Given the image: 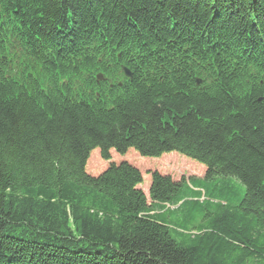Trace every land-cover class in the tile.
Masks as SVG:
<instances>
[{
	"label": "trees",
	"instance_id": "16d2710c",
	"mask_svg": "<svg viewBox=\"0 0 264 264\" xmlns=\"http://www.w3.org/2000/svg\"><path fill=\"white\" fill-rule=\"evenodd\" d=\"M0 264H264V0H0Z\"/></svg>",
	"mask_w": 264,
	"mask_h": 264
},
{
	"label": "rangeland",
	"instance_id": "374dc122",
	"mask_svg": "<svg viewBox=\"0 0 264 264\" xmlns=\"http://www.w3.org/2000/svg\"><path fill=\"white\" fill-rule=\"evenodd\" d=\"M181 157V156H179ZM190 163H194L196 166H203L192 162L184 157H181ZM128 161L133 166L137 167L143 177V184L139 187L145 195L148 193V185L150 184V173L153 171H157L163 175H170L175 179H179L184 176V178L189 177H197L202 176V170H197L189 167L188 164H184L180 161V158L177 159L176 156H166L160 158L158 160H146L141 159L138 155L132 151H129L127 155L122 158V160ZM114 161H120L121 158L114 156ZM104 165L101 163V160L98 156H96L93 160V163L90 164L91 167H98V165ZM244 186L235 181L231 185V189L229 191L230 196H228V202L231 205H236L242 195L244 194ZM188 198L186 200H192V194H188ZM190 201L188 203L181 206L179 209L175 206H170L167 208L169 210H165V220L168 224L169 236L174 240L178 245L187 246L189 245V240L191 238L190 232H194L201 227L207 226L209 222V218L205 216L202 219L201 210L192 204ZM177 209L175 212H172L174 209Z\"/></svg>",
	"mask_w": 264,
	"mask_h": 264
},
{
	"label": "crops",
	"instance_id": "0c3cea01",
	"mask_svg": "<svg viewBox=\"0 0 264 264\" xmlns=\"http://www.w3.org/2000/svg\"><path fill=\"white\" fill-rule=\"evenodd\" d=\"M203 177V175L202 176H197V177H193V178H195V179H201ZM187 187H192V186H190V185H188ZM193 187H198L197 185H194L193 184ZM190 191V190H189ZM191 192L192 193H198L199 192V189H197V188H193L192 190H191ZM157 213V212H156ZM150 214H153V212H151Z\"/></svg>",
	"mask_w": 264,
	"mask_h": 264
},
{
	"label": "water",
	"instance_id": "95a60500",
	"mask_svg": "<svg viewBox=\"0 0 264 264\" xmlns=\"http://www.w3.org/2000/svg\"><path fill=\"white\" fill-rule=\"evenodd\" d=\"M123 71H124L125 75H127L128 77L130 76V73L125 68H123ZM99 80H102V78L99 77Z\"/></svg>",
	"mask_w": 264,
	"mask_h": 264
},
{
	"label": "bare ground",
	"instance_id": "6f19581e",
	"mask_svg": "<svg viewBox=\"0 0 264 264\" xmlns=\"http://www.w3.org/2000/svg\"><path fill=\"white\" fill-rule=\"evenodd\" d=\"M193 167H196V165H193ZM189 178H193V177H189ZM189 178H184L186 181H188Z\"/></svg>",
	"mask_w": 264,
	"mask_h": 264
}]
</instances>
